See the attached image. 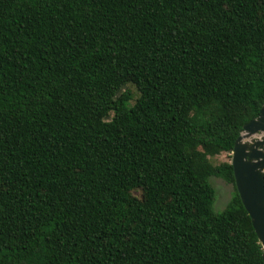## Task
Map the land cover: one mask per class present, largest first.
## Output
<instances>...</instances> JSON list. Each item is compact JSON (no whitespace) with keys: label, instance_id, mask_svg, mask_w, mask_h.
I'll return each instance as SVG.
<instances>
[{"label":"trees","instance_id":"16d2710c","mask_svg":"<svg viewBox=\"0 0 264 264\" xmlns=\"http://www.w3.org/2000/svg\"><path fill=\"white\" fill-rule=\"evenodd\" d=\"M263 100L264 0H0V264H262L208 158Z\"/></svg>","mask_w":264,"mask_h":264},{"label":"water","instance_id":"95a60500","mask_svg":"<svg viewBox=\"0 0 264 264\" xmlns=\"http://www.w3.org/2000/svg\"><path fill=\"white\" fill-rule=\"evenodd\" d=\"M233 186L249 217L264 264V100L257 116L246 122L230 151Z\"/></svg>","mask_w":264,"mask_h":264},{"label":"rangeland","instance_id":"374dc122","mask_svg":"<svg viewBox=\"0 0 264 264\" xmlns=\"http://www.w3.org/2000/svg\"><path fill=\"white\" fill-rule=\"evenodd\" d=\"M128 92L130 95V100L128 105L131 106L135 99L138 97V93L136 92L134 86L128 81H122L112 92V97L114 98L119 93ZM112 114H109V118ZM208 161L211 165L216 166L220 163H230V153H220L216 156L208 158ZM208 183L214 191L213 203H212V211L214 213H220L228 203L233 193L232 185L229 183H225L220 178L209 177ZM134 196H137L138 193H132Z\"/></svg>","mask_w":264,"mask_h":264}]
</instances>
